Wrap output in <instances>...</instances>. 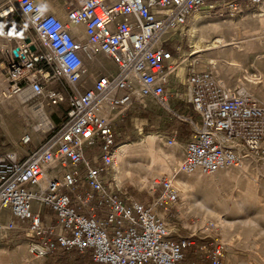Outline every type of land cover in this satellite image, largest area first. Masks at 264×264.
<instances>
[{
	"label": "built area",
	"instance_id": "2783aa9c",
	"mask_svg": "<svg viewBox=\"0 0 264 264\" xmlns=\"http://www.w3.org/2000/svg\"><path fill=\"white\" fill-rule=\"evenodd\" d=\"M246 1L255 8L264 3ZM16 2L30 35L0 31L15 43L4 60L6 97L27 91L29 99L43 97L67 108L58 125L51 121L37 129L45 134L37 144L32 133L21 138L32 146L24 156L0 152V231H25L29 242L20 246L28 263L76 251L90 255L93 264H226L221 241L172 230L170 216L180 213L182 203L173 178L155 179L150 201L119 184L113 175L114 127L134 103L146 107L151 98L190 128L180 173L211 176L241 167L246 158L264 159V105L249 90L210 69L188 73L186 94L172 93L169 85L177 64L167 48L174 33L183 36L190 20L204 12H243L241 1L72 0L66 20L35 0ZM10 5L0 18L14 28ZM78 26L84 27V39L74 30ZM98 53L115 70L80 91L88 76L85 63ZM172 96L190 104L193 113L175 112ZM176 142L177 134L168 138L169 145ZM93 147L98 149L90 160L86 149ZM81 165L83 171H70Z\"/></svg>",
	"mask_w": 264,
	"mask_h": 264
},
{
	"label": "rangeland",
	"instance_id": "374dc122",
	"mask_svg": "<svg viewBox=\"0 0 264 264\" xmlns=\"http://www.w3.org/2000/svg\"><path fill=\"white\" fill-rule=\"evenodd\" d=\"M240 1L245 7L243 12L221 13L219 9L212 13L204 12L199 20L193 18L190 20L183 36L180 34L174 35L175 40L167 44V48L178 59L176 75L170 84L172 93H188L185 83L178 81V74H181L180 72L183 69L188 72L191 70L197 71L199 68L210 69L218 72L230 85L245 87L260 104L264 105V3L255 8L249 7L246 0ZM11 5L14 7L13 18L16 27H5L4 29L13 32L22 29L21 31L25 35H30V32L24 26L25 22L20 15L17 2ZM19 24L23 27H18ZM6 25L8 24L4 23V26ZM195 25L199 27L197 40L204 38L203 44L205 46L209 44V40L220 37H224L226 40L235 39L239 42L238 46H241V51L239 50L233 57H228L232 65L229 66L221 62L220 59L217 60L214 51H204L191 56L193 44L191 43L190 30ZM14 44V42L10 44L5 37H0V46H13ZM179 45L181 49L175 52L176 46ZM98 54L106 58L103 53ZM211 59H216V61L212 64ZM0 61L3 62L0 64V111L2 110L4 113L6 111L4 108L8 109L9 107L12 110L16 108L14 114L26 124L23 134L33 132L35 143H37L45 134L36 129L37 120L34 117L33 109L43 102V107L48 113L50 122L52 121L53 124L58 125L64 117L67 105L63 103L59 106H51L44 101L43 97H33L28 99L25 104L14 107L11 102L18 96L12 97L13 99L6 97L7 84L4 79V56ZM87 66L88 76L78 86L80 91H84L92 85L102 73L91 62H87ZM103 68L114 70V65L109 63ZM52 87L59 88V85L53 84ZM2 99H5L8 107L1 103ZM146 103V107L138 102L134 103L125 112L124 116L115 123L118 146L121 144L131 145L145 134L159 132L164 135V141L160 145L171 148L176 143L169 145L168 138L173 137L176 131L178 133L177 142L182 145L178 152L180 162H177V166H180L186 139L191 134L188 124L167 113L154 99L150 98ZM170 104L174 111L180 114L193 113L190 104L180 101L174 96H172ZM6 138L8 139V136H4L0 130V144L5 142ZM24 146L30 145L25 144ZM96 149L98 147L86 149L90 154L88 155L90 160L92 158L91 153ZM248 159L252 161L250 168L247 172L241 174L242 178L240 180L233 179L225 169L218 174L202 176L199 180L193 181L191 187L187 190L189 204H185L182 196L183 190H181L180 213L176 217L170 216L172 230L177 229L181 234L195 232L200 236L209 237L212 242L218 240L223 243L225 234L229 233L234 238V241H232L234 247L231 249L223 243L228 251L226 264H264V159L258 157ZM230 169L231 173H239L238 167ZM78 170L83 171V165L70 169L73 172ZM179 174L181 173L179 172ZM113 175L115 176V171ZM151 176L149 175L150 180L153 179ZM246 176H249L257 184L255 197H248L246 194ZM157 179H160V177H157ZM120 185L128 189L139 200L150 201L153 198L151 186H143L135 178L124 177ZM201 203L211 208V212L200 209L197 205ZM184 214L187 218L184 217ZM218 216L229 222L226 223L224 228L217 226ZM207 224H214V231L206 230ZM24 242H29L25 231H9L8 234H1L0 253L5 257L0 258V264H77L78 258L82 255L76 251H59L48 258L37 259L28 263L20 246ZM191 258L193 257L191 256Z\"/></svg>",
	"mask_w": 264,
	"mask_h": 264
},
{
	"label": "bare ground",
	"instance_id": "6f19581e",
	"mask_svg": "<svg viewBox=\"0 0 264 264\" xmlns=\"http://www.w3.org/2000/svg\"><path fill=\"white\" fill-rule=\"evenodd\" d=\"M10 7L12 6L10 5L8 8ZM199 19L200 17L197 15L196 20ZM198 28V25H195L190 30L191 43L193 44V51L191 53V56L198 53H203L204 51H214L216 53L217 60L220 59L221 62H223L224 64H227L229 66L232 65V63L228 60V57H233L237 54L239 50L241 51V46H238L239 42L235 41V39L226 40L224 37H220L216 38L215 40H213L214 38L209 40V44L205 46L203 44L204 38L197 40ZM174 35L177 36L179 34L175 32ZM215 61L216 59H211L212 64ZM259 74L260 76L262 75L261 71ZM27 94L28 93L26 91L25 93L18 96V98L12 101L16 102V106H21L28 101L29 96ZM1 103L4 106H7L5 103V99H2ZM41 104H38L37 107L33 109L34 117L37 120L36 129L50 124V118L48 116V113L43 107L44 103ZM163 141V134L159 132H152L149 134H145L140 139L135 140L131 145L121 144L120 146H118L117 161L115 164V177L119 184H122L124 177H128L133 179L135 178L143 186L152 187V184L154 180L157 179V177L162 178L164 175L167 174V177L173 178L179 188L183 190L182 196L185 200V204L187 205L189 204L187 190L191 187L193 181L199 180L204 175L199 172L191 175H185L183 173L179 174V165L177 166V162L180 160V157L178 155V152L181 149L182 145L179 142H176L175 146L171 148H166L160 145ZM251 162V159L246 158L244 164L241 167H238L239 173H231L230 168L233 167H230L229 169L227 168V170H223L227 171L233 179L240 180L242 178L241 174L249 170ZM219 172H222V170H220ZM219 172H217V174ZM149 175H152V180L149 179ZM245 186L247 196L255 197L257 184L253 182L249 176H246ZM197 206L202 210H207L211 212V208H209L205 204L201 203ZM184 217L187 218L185 214ZM226 223L229 222L223 219L222 217L218 216L217 226L224 228L226 226ZM1 231L0 235L8 234V231L5 229ZM232 241H234V238L231 237L229 233L225 234L223 243H225V245L231 249H233L234 247ZM4 257L5 256L0 253V258Z\"/></svg>",
	"mask_w": 264,
	"mask_h": 264
},
{
	"label": "crops",
	"instance_id": "0c3cea01",
	"mask_svg": "<svg viewBox=\"0 0 264 264\" xmlns=\"http://www.w3.org/2000/svg\"><path fill=\"white\" fill-rule=\"evenodd\" d=\"M35 1L40 3L47 12L57 15L58 17H60L63 20H66V12L70 8V6H71L70 4L72 2V0H35ZM14 2H16V0H0V10L2 8L10 5V4H13ZM78 4H79L78 2L75 3V5H78ZM4 23H6V21L4 19L0 18V25L3 26L2 28H0V31L5 30L4 29L5 27L9 28L8 25L4 26ZM19 26H22V25L19 24ZM21 30H18V32H20ZM74 30L80 39L85 38L83 26L75 27ZM10 44H12V43H10ZM10 48H11V46H0V60H2L3 56H4V60L6 59V54H8ZM175 59H176V63H177L178 59H177L176 55H175ZM87 62L93 63V65H95L97 67V69H99L102 72L100 75H105V74H108V73L113 72L115 70V66H114V70L103 68V66H105L109 63L113 64V62L110 58H108V57L104 58V57L100 56L99 54H96L91 60L86 61L85 64H86V67L88 69ZM1 63H3V62L0 61V64ZM176 70H177V67H176ZM176 70L171 74L172 76L170 79V84H171V81L173 80V77L176 75L175 74ZM202 70H204V69L199 68L197 71H202ZM180 73L181 74H178V81H180V83H183V82L185 83L186 77H187L189 72L186 71V69H183L182 72H180ZM149 99L150 98H148L147 100H149ZM11 104H13L14 107H17L15 101L11 102ZM146 105H147V103H146ZM4 109L6 110V111H4V113L2 110L0 111V130L4 136H8V139L6 138V141L3 142L2 144H0V152L6 151V150H14L19 155L24 156L25 154H27L28 150L32 147V146H24L25 144L20 142L21 138L24 135L23 132H25V129H26L25 125L26 124H24L22 121H20L18 119L17 115L14 114L15 113L14 111L16 110V108H14L13 110L10 109L9 107H8V109L7 108H4ZM6 114L9 115V117H7ZM32 134H33V132H32ZM175 134H177V137H178V133L176 131H175ZM33 137H34V142H35V136L33 135ZM37 143H35V144H37ZM47 214L49 217H51V215H52V213L49 210L47 211Z\"/></svg>",
	"mask_w": 264,
	"mask_h": 264
},
{
	"label": "trees",
	"instance_id": "16d2710c",
	"mask_svg": "<svg viewBox=\"0 0 264 264\" xmlns=\"http://www.w3.org/2000/svg\"><path fill=\"white\" fill-rule=\"evenodd\" d=\"M115 128V127H114ZM77 264H93L92 262V258L90 257V255L87 254H82L79 258H78V262Z\"/></svg>",
	"mask_w": 264,
	"mask_h": 264
},
{
	"label": "clouds",
	"instance_id": "9594fccd",
	"mask_svg": "<svg viewBox=\"0 0 264 264\" xmlns=\"http://www.w3.org/2000/svg\"><path fill=\"white\" fill-rule=\"evenodd\" d=\"M3 26L2 25H0V28H2ZM0 34H2V33H0Z\"/></svg>",
	"mask_w": 264,
	"mask_h": 264
},
{
	"label": "water",
	"instance_id": "95a60500",
	"mask_svg": "<svg viewBox=\"0 0 264 264\" xmlns=\"http://www.w3.org/2000/svg\"><path fill=\"white\" fill-rule=\"evenodd\" d=\"M27 41H29V39H27ZM32 49H34V47H32ZM16 53V52H15Z\"/></svg>",
	"mask_w": 264,
	"mask_h": 264
}]
</instances>
